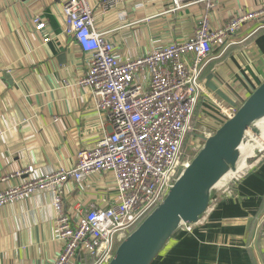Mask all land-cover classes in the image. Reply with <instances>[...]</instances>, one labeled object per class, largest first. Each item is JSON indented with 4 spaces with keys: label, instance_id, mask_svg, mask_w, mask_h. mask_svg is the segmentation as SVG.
Wrapping results in <instances>:
<instances>
[{
    "label": "crops",
    "instance_id": "crops-1",
    "mask_svg": "<svg viewBox=\"0 0 264 264\" xmlns=\"http://www.w3.org/2000/svg\"><path fill=\"white\" fill-rule=\"evenodd\" d=\"M68 0H0V191L59 168L74 167L81 149L112 132L88 87L89 67L65 33ZM98 32L121 62L156 48L184 43L202 21L224 28L240 13L264 9V0H214L173 9V0H88ZM43 20L44 44L34 28ZM228 45L224 52L223 48ZM264 83V14L214 47L203 72L194 124L216 129L224 110H238ZM33 167V175H19ZM67 212L116 204L112 172H94L63 188ZM48 192L0 208V264H54L62 251ZM264 157L237 184L232 198L216 202L191 234L176 232L152 264H264ZM81 259L77 264H81Z\"/></svg>",
    "mask_w": 264,
    "mask_h": 264
},
{
    "label": "built area",
    "instance_id": "built-area-1",
    "mask_svg": "<svg viewBox=\"0 0 264 264\" xmlns=\"http://www.w3.org/2000/svg\"><path fill=\"white\" fill-rule=\"evenodd\" d=\"M214 0H173V9ZM65 33L80 50L91 56L79 85L88 87L96 108L111 123L112 132L94 147L81 149L74 167L59 168L26 183L0 191V208L48 192L56 212L57 240L62 251L54 264H109L119 244L161 204L180 179L203 143L218 129L199 130L194 117L202 91L201 79L212 60L215 46L237 33L240 27L264 14L240 13L222 29L213 30L208 19L193 38L156 48L149 54L121 62L114 45L95 28L88 0H68L64 5ZM34 28L44 44L51 39L47 24L34 19ZM226 44L223 48L225 52ZM236 110H224L226 122ZM223 124V123H222ZM244 163L215 191L211 207L223 198H232L237 184L262 158ZM94 172H112L117 190L116 204L92 205L67 212L63 188L69 182L82 183ZM33 175V167L19 175ZM264 225V217L261 221ZM180 231L191 234L195 225Z\"/></svg>",
    "mask_w": 264,
    "mask_h": 264
},
{
    "label": "water",
    "instance_id": "water-1",
    "mask_svg": "<svg viewBox=\"0 0 264 264\" xmlns=\"http://www.w3.org/2000/svg\"><path fill=\"white\" fill-rule=\"evenodd\" d=\"M264 118L262 83L202 145L164 201L123 240L109 264H152L184 225L202 219L228 175L242 163L244 146L260 137L256 124ZM264 153L255 148L245 160L252 164Z\"/></svg>",
    "mask_w": 264,
    "mask_h": 264
},
{
    "label": "bare ground",
    "instance_id": "bare-ground-1",
    "mask_svg": "<svg viewBox=\"0 0 264 264\" xmlns=\"http://www.w3.org/2000/svg\"><path fill=\"white\" fill-rule=\"evenodd\" d=\"M256 126L260 130V137L251 139V141L247 142L244 146V155L242 158V163L240 166L244 165L245 160H247L252 154L255 148L259 147L264 149V118L261 119Z\"/></svg>",
    "mask_w": 264,
    "mask_h": 264
},
{
    "label": "rangeland",
    "instance_id": "rangeland-1",
    "mask_svg": "<svg viewBox=\"0 0 264 264\" xmlns=\"http://www.w3.org/2000/svg\"><path fill=\"white\" fill-rule=\"evenodd\" d=\"M243 152H244V150H243Z\"/></svg>",
    "mask_w": 264,
    "mask_h": 264
}]
</instances>
